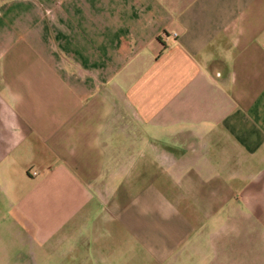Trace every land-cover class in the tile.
<instances>
[{
	"label": "crops",
	"instance_id": "0c3cea01",
	"mask_svg": "<svg viewBox=\"0 0 264 264\" xmlns=\"http://www.w3.org/2000/svg\"><path fill=\"white\" fill-rule=\"evenodd\" d=\"M260 215L264 0H0V264H222Z\"/></svg>",
	"mask_w": 264,
	"mask_h": 264
},
{
	"label": "rangeland",
	"instance_id": "374dc122",
	"mask_svg": "<svg viewBox=\"0 0 264 264\" xmlns=\"http://www.w3.org/2000/svg\"><path fill=\"white\" fill-rule=\"evenodd\" d=\"M136 186L137 183L131 184L132 193L136 191ZM258 218L260 219L259 223L264 224V215H260ZM246 234H250L251 238ZM238 237L242 240H239L238 244H232V251L229 252L222 264H264V232L241 230ZM20 250L27 252L28 247L22 246Z\"/></svg>",
	"mask_w": 264,
	"mask_h": 264
}]
</instances>
